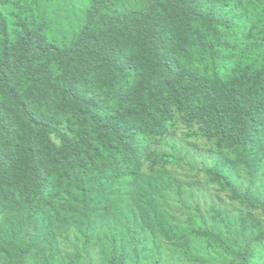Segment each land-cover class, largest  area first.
Returning <instances> with one entry per match:
<instances>
[{
  "label": "trees",
  "instance_id": "16d2710c",
  "mask_svg": "<svg viewBox=\"0 0 264 264\" xmlns=\"http://www.w3.org/2000/svg\"><path fill=\"white\" fill-rule=\"evenodd\" d=\"M30 1L0 0V6L28 15L22 11ZM159 1L164 0H153L155 5ZM165 1L171 19L156 40L120 46L105 65L66 88L50 83L52 97L46 101H25L15 81L24 58L12 64L7 47L0 50V250L6 255L13 252L18 259L37 252L32 241L38 237L53 248L57 230L89 229L111 208L110 201L122 198L124 222L97 234L101 264H129L128 240L141 236L143 224L175 234L157 201L166 192H180L181 183L158 164L165 156L146 151L145 145L165 132L172 114L169 104L184 111L189 123L199 121L219 132L233 127V152L227 151L205 173L264 214V199L240 193L233 183L238 156L264 160V0ZM112 7V0H94L85 33L105 31L114 21ZM27 23L18 43L22 55L33 40L37 47L30 50L53 52L37 26ZM5 30L1 21L0 31ZM226 62L233 67L224 78L219 68ZM135 118L139 124L131 121ZM141 158L152 164L150 175L139 173L136 162ZM128 161L135 163L134 169L123 167ZM240 221L241 233L260 225ZM201 232L196 227L186 243ZM231 237L234 241L237 236ZM238 257L246 264L243 255ZM30 261L54 263L47 249Z\"/></svg>",
  "mask_w": 264,
  "mask_h": 264
},
{
  "label": "rangeland",
  "instance_id": "374dc122",
  "mask_svg": "<svg viewBox=\"0 0 264 264\" xmlns=\"http://www.w3.org/2000/svg\"><path fill=\"white\" fill-rule=\"evenodd\" d=\"M93 1L31 0L22 11L29 12L28 15L0 6V27L1 21L6 25L5 32L0 31V50L4 45L7 47L12 64L20 57L24 58L15 81L16 89L25 101H46L52 97L50 83L60 88L72 85L88 70L105 65L124 44L144 45L156 40L171 19L165 0L156 5L153 0H112L110 17L113 23L100 35L86 34L84 27ZM16 15L20 19H16ZM139 15L140 19L137 18ZM24 20L37 26L42 36L54 46L53 52L42 54L40 50H30L37 47L33 40L22 55L18 43L25 36ZM75 49H79L78 55L74 54ZM232 67L230 62L222 64L221 75L227 77ZM169 107L172 114L165 123V132L149 138L145 145L146 151L165 156L158 164L163 163L181 183L180 192H166L157 201L175 234L165 235L150 224H143L141 236L128 240L129 264H242L238 255H243L246 264H264V214L235 198L205 173V169L214 168L227 151L233 152L229 147L233 127L219 132L199 121L189 123L184 111L172 104ZM131 121L139 124L136 118ZM62 129L67 131L65 124ZM51 139L59 145L55 136ZM259 158L254 156L248 161L238 156L233 183L240 193H251L264 199V160L258 161ZM126 164L135 167L130 161L123 167ZM136 164L140 174L150 175L152 164L147 158H141ZM146 192L158 197L153 191ZM122 201L124 198L110 201L111 208L102 211L98 216L100 222H92L89 229L77 225L57 230L53 248H47L45 239L38 237L32 241L37 252H28L18 259H13L17 257L13 252L6 255L0 250V264H12V261L36 264L29 260L42 249L50 252L52 264H101L97 234L124 222ZM240 219H248V226L257 222L260 225L241 233ZM196 227L204 234L193 235V241L186 243L187 236L192 235ZM232 233L237 236L234 241ZM24 235L27 240L28 232ZM199 255L204 256L202 260Z\"/></svg>",
  "mask_w": 264,
  "mask_h": 264
}]
</instances>
